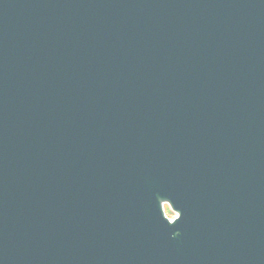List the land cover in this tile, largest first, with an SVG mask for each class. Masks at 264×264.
<instances>
[{
    "label": "water",
    "instance_id": "1",
    "mask_svg": "<svg viewBox=\"0 0 264 264\" xmlns=\"http://www.w3.org/2000/svg\"><path fill=\"white\" fill-rule=\"evenodd\" d=\"M0 264H264V0H0Z\"/></svg>",
    "mask_w": 264,
    "mask_h": 264
}]
</instances>
